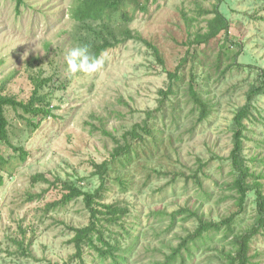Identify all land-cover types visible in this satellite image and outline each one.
<instances>
[{
	"label": "rangeland",
	"instance_id": "374dc122",
	"mask_svg": "<svg viewBox=\"0 0 264 264\" xmlns=\"http://www.w3.org/2000/svg\"><path fill=\"white\" fill-rule=\"evenodd\" d=\"M218 1L131 7L130 27L159 49L162 61L145 41L128 39L100 55V71L72 74L66 53L78 46L69 35L79 0H0V85L22 99L32 91L30 74L52 78L41 90L53 108V115L31 117L36 126L29 114L7 109L13 146L0 145V264H115L86 244L82 259L76 256L73 228L86 226L91 213L83 195L68 198L66 184L100 190L96 201L129 209L130 235L116 223L106 229L123 235V246L133 245L120 264L162 261L200 216L215 223L230 217L238 210L233 118L250 97L243 161L264 185V90L253 92L263 80L264 0H223L230 38L222 32L192 44L208 30ZM191 85L208 105L205 116ZM14 147L24 148L26 159ZM105 163L101 174L97 167ZM259 217L250 192L231 227L196 240L188 264H230L234 236L251 231ZM248 256V264H264V229L252 233Z\"/></svg>",
	"mask_w": 264,
	"mask_h": 264
},
{
	"label": "trees",
	"instance_id": "16d2710c",
	"mask_svg": "<svg viewBox=\"0 0 264 264\" xmlns=\"http://www.w3.org/2000/svg\"><path fill=\"white\" fill-rule=\"evenodd\" d=\"M17 1L22 2L23 0ZM150 1L158 0H79L73 10V17L76 20L77 28L73 31L72 36L69 35V37L72 40L75 39L78 46L88 45L91 52L97 57H100L108 48L117 46L128 39L143 40L146 45L153 48L154 53L157 55L158 59L161 60L159 49L143 38L139 32H136L130 27V22L134 17L129 9L131 7L139 10L147 9V3ZM222 1L223 0H219L218 4L215 5V9L213 10L214 17L208 21V30L205 33H198L192 44L195 42L198 44L208 42L222 32L226 34V38H230V21L219 8V4H221ZM115 17L118 18V24L113 21ZM73 45H75V42H73ZM32 61L30 62L32 63ZM169 75L171 80L179 78L176 72H169ZM262 75L263 80L254 89V93L264 90V71ZM29 79L32 82L31 94L22 99H18L16 96L6 93L4 83L0 85V145L2 143H9L13 146L10 143L9 137V119L6 113L8 108L22 110L23 113L29 114L28 121L31 125L35 126L38 123L31 120V117L38 119L39 117L53 115L51 101L47 98L48 94H44L41 90L49 84L52 78H44L30 74ZM190 89L191 97L200 107L202 116L207 115V103L202 99L193 85L190 86ZM168 91L169 93H173V86H170ZM163 93L165 96L168 95L166 92ZM250 101L251 97L249 98V102L243 105L233 118L235 131L233 135L234 144L231 151V159L236 174L232 180L231 187L236 192L238 210L219 223L207 221L203 216H200V219H198V227L181 240L177 247H174L172 252L165 256L164 260L157 261L153 264H188L187 260L192 256L193 252L191 246L195 245L196 240L201 239L204 234L211 229L221 228L222 225L231 227L236 215L245 207L250 192H253L256 197L258 213L260 215L256 224H254L251 229L253 232H259L264 229V185L259 181L257 174L252 168L243 161L244 131L246 129L244 121L248 119L251 114ZM143 129L148 131L147 125H145ZM133 133L139 136L136 132L133 131ZM125 147L127 146L123 148ZM14 150L17 152L21 151L20 154H22V158L26 159L27 152L24 148L14 147ZM261 158L264 159V156ZM261 158L254 157V160ZM1 160H3V156L0 148V168L3 166ZM106 165V163L99 165L97 167L98 172L103 174L107 169ZM2 179L3 176L0 174V182H2ZM40 179L47 181L44 174L36 175V180ZM65 187L70 191L67 195L68 198L83 195L86 206L91 213L90 221L86 226L73 228L75 236L72 241L76 247V256L82 259L83 249L86 244V246H90L98 252L102 261L110 257L115 264L126 262V257H128L133 250V245L123 246L121 242L123 235H115L111 230L106 232V229L109 224L116 223L124 229L127 235H130L129 228L124 223V218L128 214L129 209L113 203L96 201L97 198L102 197L100 190L91 193L82 192L76 185L72 184H66ZM252 230L243 231L234 236V239L237 241L236 253L235 255H226L230 264H248ZM192 242L193 244H191ZM178 259L180 261L177 262Z\"/></svg>",
	"mask_w": 264,
	"mask_h": 264
},
{
	"label": "clouds",
	"instance_id": "9594fccd",
	"mask_svg": "<svg viewBox=\"0 0 264 264\" xmlns=\"http://www.w3.org/2000/svg\"><path fill=\"white\" fill-rule=\"evenodd\" d=\"M68 71L72 74L83 72L93 74L100 71L104 65V57H97L88 45H79L66 53Z\"/></svg>",
	"mask_w": 264,
	"mask_h": 264
}]
</instances>
